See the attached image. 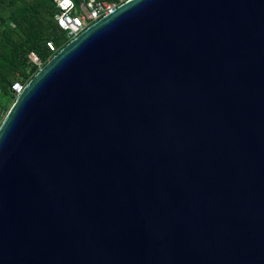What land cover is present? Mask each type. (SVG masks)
Instances as JSON below:
<instances>
[{
    "label": "water",
    "instance_id": "1",
    "mask_svg": "<svg viewBox=\"0 0 264 264\" xmlns=\"http://www.w3.org/2000/svg\"><path fill=\"white\" fill-rule=\"evenodd\" d=\"M0 264H264V0H126L0 121Z\"/></svg>",
    "mask_w": 264,
    "mask_h": 264
},
{
    "label": "trees",
    "instance_id": "2",
    "mask_svg": "<svg viewBox=\"0 0 264 264\" xmlns=\"http://www.w3.org/2000/svg\"><path fill=\"white\" fill-rule=\"evenodd\" d=\"M55 13L53 0H0L1 103L4 97L13 102L9 88L13 82L24 84L37 72L29 55H35L43 66L51 57L45 41L51 40L58 49L66 44L64 33L52 20Z\"/></svg>",
    "mask_w": 264,
    "mask_h": 264
},
{
    "label": "built area",
    "instance_id": "3",
    "mask_svg": "<svg viewBox=\"0 0 264 264\" xmlns=\"http://www.w3.org/2000/svg\"><path fill=\"white\" fill-rule=\"evenodd\" d=\"M125 1L126 0H53L56 13L53 15L52 20L56 29L64 33L67 42H69L99 18ZM44 45L51 56L60 49L56 48L51 40L45 41ZM24 84L15 81L10 85L9 88L13 96L22 90Z\"/></svg>",
    "mask_w": 264,
    "mask_h": 264
},
{
    "label": "rangeland",
    "instance_id": "4",
    "mask_svg": "<svg viewBox=\"0 0 264 264\" xmlns=\"http://www.w3.org/2000/svg\"><path fill=\"white\" fill-rule=\"evenodd\" d=\"M48 60V59H47ZM29 62L32 64H35V66L39 69L42 67V62L40 63L38 59L35 57V55H29ZM2 100V103L0 101V121L6 114L7 110L9 109L12 101L4 97Z\"/></svg>",
    "mask_w": 264,
    "mask_h": 264
}]
</instances>
